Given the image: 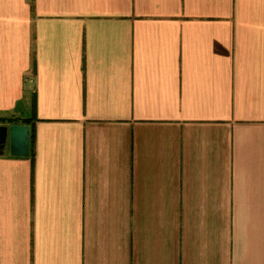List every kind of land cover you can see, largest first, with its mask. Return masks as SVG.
<instances>
[{
    "label": "crops",
    "instance_id": "obj_1",
    "mask_svg": "<svg viewBox=\"0 0 264 264\" xmlns=\"http://www.w3.org/2000/svg\"><path fill=\"white\" fill-rule=\"evenodd\" d=\"M0 264H264V0H0Z\"/></svg>",
    "mask_w": 264,
    "mask_h": 264
},
{
    "label": "water",
    "instance_id": "obj_2",
    "mask_svg": "<svg viewBox=\"0 0 264 264\" xmlns=\"http://www.w3.org/2000/svg\"><path fill=\"white\" fill-rule=\"evenodd\" d=\"M31 147V131L27 124H0V155L9 152L13 156H28Z\"/></svg>",
    "mask_w": 264,
    "mask_h": 264
},
{
    "label": "trees",
    "instance_id": "obj_3",
    "mask_svg": "<svg viewBox=\"0 0 264 264\" xmlns=\"http://www.w3.org/2000/svg\"><path fill=\"white\" fill-rule=\"evenodd\" d=\"M33 138H34V134L32 133L31 134V142H33V140H34Z\"/></svg>",
    "mask_w": 264,
    "mask_h": 264
}]
</instances>
